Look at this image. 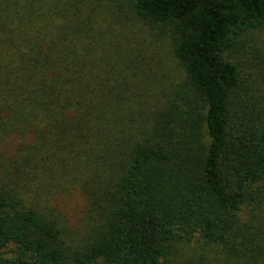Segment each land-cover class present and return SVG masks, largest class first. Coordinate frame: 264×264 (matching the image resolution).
<instances>
[{
    "label": "trees",
    "instance_id": "1",
    "mask_svg": "<svg viewBox=\"0 0 264 264\" xmlns=\"http://www.w3.org/2000/svg\"><path fill=\"white\" fill-rule=\"evenodd\" d=\"M263 36L264 0H0V264H264Z\"/></svg>",
    "mask_w": 264,
    "mask_h": 264
},
{
    "label": "rangeland",
    "instance_id": "2",
    "mask_svg": "<svg viewBox=\"0 0 264 264\" xmlns=\"http://www.w3.org/2000/svg\"><path fill=\"white\" fill-rule=\"evenodd\" d=\"M118 1H121V3L124 2L125 4L128 3V0ZM132 20L134 22L129 23L134 28L133 33H125L127 36L133 37V43L135 40L136 42L139 41L140 46L147 49L151 54V58H153L151 59L146 56V61L149 63L146 69L149 74L141 76L146 84V88L159 93L161 97H169V91L173 89L175 83L181 76V69L173 56L170 40L166 35H162L158 29L149 30L148 27L141 22L134 19ZM121 32L123 31H120V33ZM133 35H135V37ZM59 198V208H61L70 228H74V230L80 229L86 213L85 198L77 194V192H74V195H65V197ZM189 256L190 254L186 255V257ZM175 264L183 263H181L178 258Z\"/></svg>",
    "mask_w": 264,
    "mask_h": 264
}]
</instances>
